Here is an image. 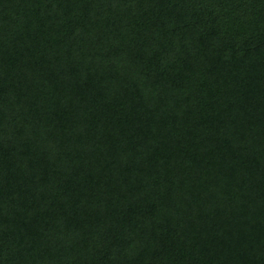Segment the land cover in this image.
Returning <instances> with one entry per match:
<instances>
[{
    "label": "trees",
    "instance_id": "1",
    "mask_svg": "<svg viewBox=\"0 0 264 264\" xmlns=\"http://www.w3.org/2000/svg\"><path fill=\"white\" fill-rule=\"evenodd\" d=\"M0 264H264V0H0Z\"/></svg>",
    "mask_w": 264,
    "mask_h": 264
}]
</instances>
